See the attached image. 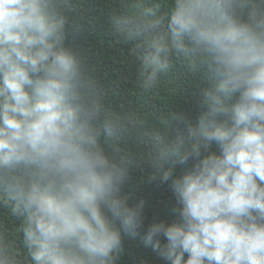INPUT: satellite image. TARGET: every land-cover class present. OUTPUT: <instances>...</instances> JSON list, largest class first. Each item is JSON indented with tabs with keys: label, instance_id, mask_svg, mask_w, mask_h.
Instances as JSON below:
<instances>
[{
	"label": "clouds",
	"instance_id": "clouds-1",
	"mask_svg": "<svg viewBox=\"0 0 264 264\" xmlns=\"http://www.w3.org/2000/svg\"><path fill=\"white\" fill-rule=\"evenodd\" d=\"M166 3L115 0L106 31L142 92L181 67L194 121L112 103L68 42L81 0H0V209L22 237L0 219V264H120L141 229L166 264H264V0ZM134 169L169 184L176 222L145 228Z\"/></svg>",
	"mask_w": 264,
	"mask_h": 264
},
{
	"label": "trees",
	"instance_id": "trees-1",
	"mask_svg": "<svg viewBox=\"0 0 264 264\" xmlns=\"http://www.w3.org/2000/svg\"><path fill=\"white\" fill-rule=\"evenodd\" d=\"M81 3L82 6L75 15L81 18L83 27L75 36H70L68 42L88 54L104 80L112 103L117 105L122 103L130 109H135L141 112L146 120H150L153 113L171 110L194 121L203 109L198 104L196 89L186 85L177 91L184 84L181 67L175 65L174 70L160 81L155 92H142L135 78L133 59L127 49L115 43L114 38L106 31L110 23V12L115 8V0H81ZM161 3L163 7H167L166 0H161ZM212 150H215V145L212 146ZM189 166L190 164L176 165L175 176L183 175ZM122 195L129 198L130 206L141 200L145 202L143 209L145 228L154 218L168 224L176 222L172 209L178 205L168 183L161 184L159 181L149 183L145 173L134 169L129 173ZM0 219L7 221L13 242L20 246L22 237L17 232L14 222L7 217L5 209H0ZM139 231L140 235L136 239L122 238L123 252L120 264H166L150 247L143 246L144 229ZM161 243L166 241L162 239Z\"/></svg>",
	"mask_w": 264,
	"mask_h": 264
}]
</instances>
